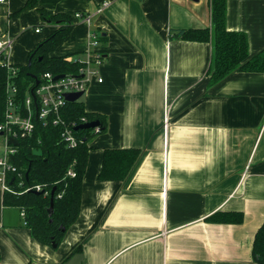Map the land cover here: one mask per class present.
I'll list each match as a JSON object with an SVG mask.
<instances>
[{"label":"crops","instance_id":"obj_1","mask_svg":"<svg viewBox=\"0 0 264 264\" xmlns=\"http://www.w3.org/2000/svg\"><path fill=\"white\" fill-rule=\"evenodd\" d=\"M28 1H0L11 63H26L56 29L40 7L75 21L55 55L84 59L91 32L106 36L84 101L106 115L107 130L91 140L81 213L59 246L38 241L0 187V264H77L78 253L80 264H260L264 72L237 71L210 87L212 43L170 39L171 28H213L209 0ZM226 24L247 34L251 56L264 48V0H227ZM128 147L142 154L127 179H99L104 149ZM220 210L243 221H210Z\"/></svg>","mask_w":264,"mask_h":264},{"label":"trees","instance_id":"obj_2","mask_svg":"<svg viewBox=\"0 0 264 264\" xmlns=\"http://www.w3.org/2000/svg\"><path fill=\"white\" fill-rule=\"evenodd\" d=\"M37 0H29L27 6L35 5ZM213 28H171L170 39L211 42L213 48L212 64L208 70L209 86H215L237 71L264 72V48L254 55L249 54L247 34L241 30L227 28V0H209ZM41 17L56 29L41 40L30 52L26 63H11L8 69L0 65V124L5 121L8 101V85L18 88L21 100L45 72L77 74L85 64L83 59H73L70 54L55 55L75 27V21L67 12H50L40 7ZM100 41L106 36L99 34ZM62 118L76 126L99 121L97 128L75 129L79 139L76 147H68L62 136L63 126L49 122L36 121L37 127L32 136L18 138L17 151L11 160L23 173L24 185L18 184V175H10L12 190L3 194L6 206H17L25 210L26 224L33 236L43 244L56 247L62 242L66 231L79 218L82 208L84 177L87 171L89 154L93 146L91 140L107 130L106 115L87 110L81 97L68 102L61 112ZM142 154V148H105L99 172L101 180L124 181L132 172ZM73 169L75 176L69 175ZM29 171L28 177L26 172ZM15 176V180L12 181ZM41 187V193L28 190ZM54 190V212L49 214L52 191ZM244 215L240 211L220 210L209 217L212 222L240 223ZM77 250H81L79 247ZM253 257L264 264V222L258 228L253 242Z\"/></svg>","mask_w":264,"mask_h":264},{"label":"built area","instance_id":"obj_3","mask_svg":"<svg viewBox=\"0 0 264 264\" xmlns=\"http://www.w3.org/2000/svg\"><path fill=\"white\" fill-rule=\"evenodd\" d=\"M3 1V0H0ZM109 2H104L99 7L98 12L102 11ZM79 20L87 23L91 22L92 15L79 12L76 14ZM13 38L3 34L0 36V65L8 69L12 68L8 53L13 46ZM101 41L99 33L91 32L90 48L87 50L86 57L83 59L85 64L80 68L77 74H65L62 77L52 72H45L40 78L38 84L28 91L24 100L18 97V88L10 83L8 85V101L5 114V121L0 124V136L4 139V150L0 149V186L4 191L12 190L9 182L10 175H18V184L24 185L23 173L19 172L16 164L11 160V155L17 151V145L9 143V138H18L32 136L37 127V119L44 124L52 122L63 126L62 136L68 147H76L79 139L74 132L73 124L66 122L62 116L66 104L69 102L66 98L67 93L83 92L85 94L92 77L99 73L103 64L104 52L100 49ZM102 82L103 78L98 77ZM98 129V126L95 127ZM3 133V135H1ZM69 175L75 176L73 169L69 170ZM15 180V176L13 177ZM41 190L38 185L29 187L28 190ZM22 216L25 217V210L22 209Z\"/></svg>","mask_w":264,"mask_h":264},{"label":"water","instance_id":"obj_4","mask_svg":"<svg viewBox=\"0 0 264 264\" xmlns=\"http://www.w3.org/2000/svg\"><path fill=\"white\" fill-rule=\"evenodd\" d=\"M65 74H60L58 75L57 77H62L64 76ZM36 79V84L39 83V80L34 77ZM84 93L83 92H75V93H67L66 94V98L69 102H73V101H76L78 100L80 97H82ZM99 121L95 120V121H91V122H87V123H83V124H80L78 126L75 127V129H83V128H95L97 126H99ZM1 135H3V133H1ZM9 143H13L15 145L18 144V141L13 138V137H10L9 138ZM28 174H29V171L26 172V176L28 177ZM14 179H12L13 181ZM32 191L36 192V193H41L42 191L41 190H37V189H31ZM52 200H51V205L49 206L48 208V211H49V214L52 215L53 212H54V201H53V195H54V190L52 191ZM53 246H56L55 243H53ZM81 258H82V254H75L74 256V259L76 261L77 264H80V261H81Z\"/></svg>","mask_w":264,"mask_h":264},{"label":"rangeland","instance_id":"obj_5","mask_svg":"<svg viewBox=\"0 0 264 264\" xmlns=\"http://www.w3.org/2000/svg\"><path fill=\"white\" fill-rule=\"evenodd\" d=\"M81 99H83V100L85 99V94L82 95ZM4 147H5L4 139L0 136V149H1V151L4 150ZM0 187H1V186H0Z\"/></svg>","mask_w":264,"mask_h":264}]
</instances>
